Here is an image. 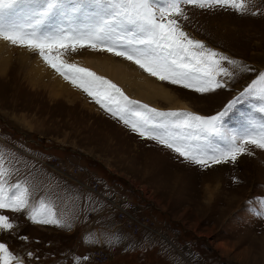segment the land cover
<instances>
[{
  "label": "rangeland",
  "instance_id": "rangeland-1",
  "mask_svg": "<svg viewBox=\"0 0 264 264\" xmlns=\"http://www.w3.org/2000/svg\"><path fill=\"white\" fill-rule=\"evenodd\" d=\"M245 4V13L182 5L180 22L190 37L264 71V0ZM27 7L18 5L21 16ZM61 58L112 81L131 100L204 116L223 110L257 78L237 74L226 87L200 94L107 52L66 50ZM260 107L245 97L225 116L223 130H259ZM247 147L253 154L234 164L203 169L183 162L132 132L37 53L0 45L7 179L28 189L30 205L43 201L63 223H32L24 212L0 209L14 225L10 234L0 230V242L30 264H264V219L255 215L264 203H249L264 197V150ZM97 203L102 215L91 210Z\"/></svg>",
  "mask_w": 264,
  "mask_h": 264
},
{
  "label": "snow or ice",
  "instance_id": "snow-or-ice-1",
  "mask_svg": "<svg viewBox=\"0 0 264 264\" xmlns=\"http://www.w3.org/2000/svg\"><path fill=\"white\" fill-rule=\"evenodd\" d=\"M21 4L28 6L22 16L18 9ZM182 5L247 11L245 0H0V40L37 53L132 132L156 141L183 162L203 169L234 164L241 155L253 154L248 145L264 150V125L240 133L223 130L225 116L245 97L256 98L261 104L259 111L264 113V71L190 37L180 22L186 19ZM85 48L124 58L160 81L200 94L226 87L225 81L237 74L256 72L257 78L214 115L160 111L129 99L112 81L61 58L63 51ZM7 176L0 158V209L24 212L32 223L63 226L53 208L43 201L39 207L30 205L28 189L10 183ZM252 201L264 203V197L250 198L249 203ZM91 210L103 214L98 203ZM255 215L264 219V213ZM13 227L8 216L0 215V230L10 234ZM13 261L30 264L0 242V264Z\"/></svg>",
  "mask_w": 264,
  "mask_h": 264
},
{
  "label": "bare ground",
  "instance_id": "bare-ground-1",
  "mask_svg": "<svg viewBox=\"0 0 264 264\" xmlns=\"http://www.w3.org/2000/svg\"><path fill=\"white\" fill-rule=\"evenodd\" d=\"M5 42H6V41L0 40V45H1L2 43H5ZM113 60H114V59H113ZM114 63H115V62H114ZM109 64H111V63H109ZM112 64H113V63H112ZM113 65H114V64H113ZM115 66H116V65H115ZM115 66H114V67H115ZM41 67H42V66H41ZM148 85H149V83H148ZM151 86H152V85H151ZM151 86H150V87H151ZM129 91H130V90H129ZM60 93H61V92H60ZM142 100H143V99H142ZM152 101H153V100H152ZM208 198H209V196H208Z\"/></svg>",
  "mask_w": 264,
  "mask_h": 264
}]
</instances>
